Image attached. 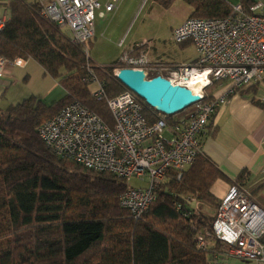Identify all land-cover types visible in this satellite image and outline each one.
Segmentation results:
<instances>
[{
  "label": "trees",
  "instance_id": "1",
  "mask_svg": "<svg viewBox=\"0 0 264 264\" xmlns=\"http://www.w3.org/2000/svg\"><path fill=\"white\" fill-rule=\"evenodd\" d=\"M174 1L154 0L163 9ZM181 1L192 9L190 18L231 14L225 0ZM238 1L246 10L255 3ZM8 9L10 16L0 33V57L33 60L65 95L51 104L31 96L0 108V264H207L220 254V243L204 250L195 241L199 230L212 227L215 214L194 211L189 199L216 212L220 201L210 188L217 180L229 182L203 154L178 180L176 173L169 172L167 181L155 187L148 210L135 219L119 205V197L130 188L124 179L86 169L42 143L38 127L73 102L112 128L113 118L104 100L92 96L90 80L93 75L106 97L114 98L125 89L114 71L128 66L117 61L109 67L97 66L41 14L36 2L10 0ZM142 48L130 55L137 56ZM150 66L158 71L173 67ZM212 89L206 90L202 101L210 98ZM252 103L264 108L254 99ZM193 108L167 116L145 106L143 116L149 125L158 115L175 125ZM246 176L242 172L233 184L243 185Z\"/></svg>",
  "mask_w": 264,
  "mask_h": 264
},
{
  "label": "built area",
  "instance_id": "2",
  "mask_svg": "<svg viewBox=\"0 0 264 264\" xmlns=\"http://www.w3.org/2000/svg\"><path fill=\"white\" fill-rule=\"evenodd\" d=\"M121 1L34 0L46 19L62 33L64 29L68 31L69 39L82 47L86 58L96 19L113 13ZM230 7L227 17H188L173 29L175 44L192 43L196 58L191 63L158 71L150 66L143 51L131 56L133 50L117 60L130 69L142 70L147 79L162 76L171 85L193 93V86L198 88L200 101L193 104L187 118L169 125L158 115L156 122L149 125L143 116L145 103L126 88L118 96L107 98L102 84L92 75L90 81L95 88L91 94L106 103L113 118L112 128L73 102L37 129L39 139L55 155L98 173H110L127 184L131 180L140 183L129 186L119 197L120 207L135 219L148 210L155 187L166 181L169 172L176 173L178 180L202 156V137L218 108L242 90L264 89V1L253 3L247 10L240 3ZM7 21L6 13L0 15V33ZM23 64L20 58L10 61L0 57V78ZM211 87L210 98L202 101ZM195 241L204 250L220 243V254L212 256L207 264H226V259L264 264V210L246 187L232 184L219 202L212 227L199 230Z\"/></svg>",
  "mask_w": 264,
  "mask_h": 264
},
{
  "label": "rangeland",
  "instance_id": "3",
  "mask_svg": "<svg viewBox=\"0 0 264 264\" xmlns=\"http://www.w3.org/2000/svg\"><path fill=\"white\" fill-rule=\"evenodd\" d=\"M225 1L229 5L239 3L238 0ZM171 6L170 9H163L154 0H122L113 13L103 19H96L95 35L87 44L88 58L99 67H109L124 53L144 47L141 51L146 54L149 63L159 67L170 65L169 63L173 67L190 63L195 57L193 45L175 44L171 36L173 29L187 16L189 7L183 1H177ZM63 33L66 36L69 35L66 29L63 30ZM33 63L39 67L34 61ZM20 70L14 68L15 74L12 75V78L17 80V85L14 86L10 83L13 85L12 89L3 90V98L0 100L2 109L31 96L38 98L55 83L54 80L47 78L41 72L35 73L34 68L25 82ZM57 85L45 98L46 104L56 102L65 95L61 86L58 83ZM92 85L91 89L94 88ZM129 185L134 187L140 183L131 180ZM196 208L207 216L215 214L214 210L206 205L198 204ZM231 261L237 264L247 263L235 259Z\"/></svg>",
  "mask_w": 264,
  "mask_h": 264
},
{
  "label": "crops",
  "instance_id": "4",
  "mask_svg": "<svg viewBox=\"0 0 264 264\" xmlns=\"http://www.w3.org/2000/svg\"><path fill=\"white\" fill-rule=\"evenodd\" d=\"M9 1L10 0H0V15L6 13L8 19L10 16V11L8 9ZM177 1L181 0H175L173 3ZM252 1L261 2L264 0ZM30 2H34V0ZM191 12L192 9L189 7L187 16L182 19L179 25L190 16ZM195 58L196 53L191 62H193ZM23 62L24 64L22 67L15 68L21 69L20 74L23 76L25 82H27L31 75L32 68H34L35 73H44L39 65V67H37L33 63V60L29 59ZM169 64L170 65L164 66H173L171 63ZM167 69L165 68L164 70ZM13 74H15L14 68L5 77L0 78V100L3 98L2 93L4 89L11 90L13 85H17V80L12 78ZM10 83L13 85H10ZM56 85L57 83L55 81L51 88L37 99L44 102L49 93L58 86ZM92 86L95 88V85ZM253 99L264 105V89L250 87L242 90L230 97L218 108L207 128V134L202 137L201 148L202 154L207 157L229 181L217 180L211 186L210 192L217 200L220 201L226 195L235 179L239 177L242 172H245L247 176L243 186L251 193L254 192L253 197L256 203L264 210V108L254 105L252 103ZM189 205L191 208H196L198 203L192 201ZM231 260L233 259H226L223 261L226 264H237ZM243 262H247L245 264H254L252 261Z\"/></svg>",
  "mask_w": 264,
  "mask_h": 264
},
{
  "label": "water",
  "instance_id": "5",
  "mask_svg": "<svg viewBox=\"0 0 264 264\" xmlns=\"http://www.w3.org/2000/svg\"><path fill=\"white\" fill-rule=\"evenodd\" d=\"M122 87L131 91L145 105L163 115H173L200 101L197 93L171 85L162 76L146 78L142 70L130 68L114 72Z\"/></svg>",
  "mask_w": 264,
  "mask_h": 264
},
{
  "label": "bare ground",
  "instance_id": "6",
  "mask_svg": "<svg viewBox=\"0 0 264 264\" xmlns=\"http://www.w3.org/2000/svg\"><path fill=\"white\" fill-rule=\"evenodd\" d=\"M193 89H194V91H197L198 90V88H196L195 86H193ZM195 93H197V92H195Z\"/></svg>",
  "mask_w": 264,
  "mask_h": 264
}]
</instances>
